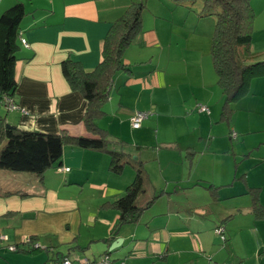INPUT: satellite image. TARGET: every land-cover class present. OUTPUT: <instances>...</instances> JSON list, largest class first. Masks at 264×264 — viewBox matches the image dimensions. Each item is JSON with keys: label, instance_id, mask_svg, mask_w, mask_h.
<instances>
[{"label": "crops", "instance_id": "crops-1", "mask_svg": "<svg viewBox=\"0 0 264 264\" xmlns=\"http://www.w3.org/2000/svg\"><path fill=\"white\" fill-rule=\"evenodd\" d=\"M15 2L23 3L26 11L19 27L28 46L19 41V59L15 65L18 86L13 96L16 108L8 110L0 103L5 112L2 115L8 123L18 127L51 133L65 129L74 135L86 134L81 122L86 102L79 92L70 89L62 74L61 62L70 58L86 69L94 68L101 58L102 40L111 22L126 6L119 9L109 0H0V13ZM251 4L255 11L251 48L264 51L261 45L264 33L255 28L257 16L264 24V0H251ZM190 15L187 16L189 22L182 25L162 21V24L143 25L142 32L126 47L122 59L128 69L115 73L103 104L104 115L97 120L112 139L129 142L124 147L115 144L114 148H131L127 152L140 159V144L146 145L140 136L145 123L158 125L165 116L173 117L176 122L179 118L187 120L193 117L196 108L198 115L203 113L201 117L206 119L205 111L199 110L198 104L207 106L220 97L222 91L217 84L208 45L191 43V37L199 35L200 21H196L194 13ZM152 16L156 17L155 13L150 15V21ZM174 106L178 114L171 112ZM165 107L167 113L163 111ZM140 110L149 111L150 115L134 128L129 118ZM154 132L156 136V130ZM158 144L168 148L176 146V154L168 157L180 163L178 171L166 167L162 168V173L170 174L178 183L205 184L206 179L193 177L194 167L185 173L184 153L186 149L193 150V145L182 146L179 141ZM168 157L160 154V150L157 153L160 162H174ZM109 158L101 150L66 145L61 167H68L67 171L61 167L49 168L41 180L39 176H27L26 172L0 170V235L5 237L2 241L5 246L16 244L32 234L38 236L37 242L42 246L39 250L28 251L26 244H19L18 249L9 251H18L21 255L11 253L7 264H34L35 260L25 255L32 256L41 250L44 256H40V264H54L56 254L96 264L91 259L96 257L98 250L110 253L108 247L111 248L112 242L129 238L132 239L128 244L130 254L135 249L132 247L134 241H138L136 248L146 247L136 235L137 227L127 228L132 233L120 234L121 227L130 223L119 226L112 235L118 212L104 208L102 203L122 195L134 175L129 170L112 173L108 167ZM86 183L95 186L93 199L98 204L97 209L86 210L70 195L74 189L80 191L81 185ZM32 185L36 188L31 189ZM252 187L257 189L254 193L258 191V201L264 206L261 188ZM4 191H25L27 195H4ZM247 191L240 189L234 194L241 198L226 209L233 222L222 221L226 216L220 220L225 228V240L207 232L215 219L201 214V220L194 225L188 212L181 216L177 211L172 219L173 227L170 222L168 227L159 225L148 235L152 236V243L158 245L155 254H160L165 245L166 252L161 258L167 259L170 255L168 264H264V217L258 218L252 212V198ZM193 204L202 209L199 213L212 206L206 201H193ZM102 210L105 212L101 213ZM93 245L94 253L88 254L86 250ZM134 257L130 255L125 263L133 264Z\"/></svg>", "mask_w": 264, "mask_h": 264}, {"label": "trees", "instance_id": "trees-1", "mask_svg": "<svg viewBox=\"0 0 264 264\" xmlns=\"http://www.w3.org/2000/svg\"><path fill=\"white\" fill-rule=\"evenodd\" d=\"M177 5L187 8L198 17L213 15L214 30L210 39L209 53L217 84L225 97V104L235 100L248 90L252 78L264 74V58L252 61L256 53L251 48L255 11L251 0H173ZM144 1H133L126 6L121 15L115 18L102 40L101 58L92 69H86L79 61L66 58L61 62L62 74L73 91L79 92L86 102L81 122L86 134L74 135L68 130L45 132L31 128L9 125L6 117L0 114V170L12 172H31L42 180L44 172L52 167H61L64 147L75 145L80 148L101 150L109 155V170L120 174L126 164L134 169L133 179L126 185L122 195L112 201L102 203L104 208H112L118 212V220L112 230L116 234L119 226L138 222L142 213L150 208L163 194L164 189L154 190L153 193L139 204V196L150 184L149 175L144 167V161L133 157L124 149H116L129 145L122 139H112L108 131L97 123L104 115L103 104L108 98L110 86L116 72L128 69L123 62L126 47L142 32V15L145 11ZM26 14L23 3L15 2L0 13V103L3 97L13 96L18 86L15 79V65L19 59V41L21 36L20 21ZM15 103V102H14ZM224 104V105H225ZM147 117L150 115L149 111ZM229 108L222 107L220 119L229 123ZM146 117V118H147ZM144 118V119H146ZM143 119V120H144ZM198 152L186 149L184 160L187 169L191 170L196 162ZM69 169L61 167L62 170ZM65 170V171H67ZM209 187H212L211 185ZM249 187L247 193L252 198V212L258 218L264 217V206L258 201V191ZM25 191H4V195ZM227 215L222 221L229 220ZM215 229H221L216 233ZM224 226L214 227V232L225 240ZM37 235L30 234L27 240L14 244H26L28 251H36L42 247H33ZM47 250V248H45ZM67 256L54 257V264H60ZM43 264H48L45 262Z\"/></svg>", "mask_w": 264, "mask_h": 264}, {"label": "rangeland", "instance_id": "rangeland-1", "mask_svg": "<svg viewBox=\"0 0 264 264\" xmlns=\"http://www.w3.org/2000/svg\"><path fill=\"white\" fill-rule=\"evenodd\" d=\"M130 1L109 0L110 3L119 9L127 6ZM140 1H144L146 6L142 16V29L143 25L146 27L155 22L160 23V21L174 22L178 25L189 22L187 16H191V12L187 8L175 4L173 0ZM153 13H155L156 17L152 16L150 21V15ZM195 16L196 21H200L198 27L199 35L191 37V43L197 46L207 44L209 51L215 17L213 15L198 17L196 14ZM173 17L175 20H173ZM255 28L261 31V33H264V24L260 16H257L255 20ZM261 45L264 47V42L261 41ZM254 51L257 52L256 50ZM257 53L260 54L255 55L252 61L264 58V51ZM180 66H182V63ZM187 74L189 75V73ZM225 97L221 93L220 97H217L210 105H207L209 107L207 109H210V114L207 115L208 111L205 110L206 119L201 117L203 113H201V116L198 115V110L195 107V114L187 120L179 118L178 122H176V119L173 117L165 116L160 120L158 125L156 123L154 125L153 123H145L143 125L142 130H144V133L140 136H142L141 141L146 145L140 144V160L144 161L142 159H145L144 167L148 172L151 185L149 184L146 191L140 194L138 200L140 203H143L154 190L158 189H164L169 193L163 194L150 208L146 209L140 216L138 223L124 225L119 231L120 234L126 235L131 232V230L127 229L128 227H137L136 235L142 238L143 242L146 243V247L143 248L140 246V248H136L138 246L136 242L138 241H134V246L132 247L135 249L130 254L128 252V244H131L132 239L123 240L121 245L113 249L108 247L110 253L107 255L110 258V262L107 263L121 264V260L127 262V259L132 255L135 256L132 258L133 264H168L171 258L170 255L167 259L161 258V255L166 252L165 245L160 254H155L154 249L158 245L152 243V236L148 235L153 230H156L157 228L155 229V227L159 225H166L168 227L170 222V226L173 227L174 220L172 219L174 215H177V211H179L178 214L181 216H184L188 212L192 216L194 225H197V222L201 220V214L208 219H215L216 221L212 222L207 232L220 237L221 235L215 234L214 227L219 225L220 220L227 216L228 212L226 209L230 204L234 200L241 198L234 196L240 189L248 190L249 187L258 185L261 188L262 200L264 201V74L252 78L248 90L235 100L225 104ZM1 104L3 106L5 105L3 103ZM1 104L0 113L3 114L5 112ZM199 105L198 109L200 110ZM223 106L230 109L228 114L229 123L225 120L227 118L220 119ZM174 107L175 109L171 112L178 114L176 112L177 107ZM163 111L167 113L168 110L165 107ZM8 124L11 125L10 123ZM165 141H171L173 143L179 141L182 146H185L186 143L193 145L192 149L198 152V157L192 170L193 177L206 179L205 184L200 186L194 185L196 182H190L188 184L178 183L170 174L162 173V168L167 167V170L173 168L175 171H178L177 167L180 168V163L177 160L168 157L169 154H176V146L174 148H168L162 144H158L159 146L156 145V143ZM125 150L130 151L132 149L125 148ZM159 150L160 154L167 156L174 162H160L157 158ZM126 170H129L134 175V169L131 165H125L122 172ZM187 170L186 166L185 173H187ZM17 173L20 174L23 172ZM30 174L36 176L31 172H28L27 176H30ZM211 184L218 186V188L214 186L209 187ZM35 188L36 186L34 187L32 185L31 189ZM94 188L95 186L89 183L82 184L80 191L74 189L70 195L74 196L80 202V206L82 205L86 210H94L98 207L96 200L93 199L96 193ZM28 189H30V186ZM193 201H206L208 205L212 206L204 210L203 213H199V210L202 209L194 205ZM100 212L103 213L105 211L102 210ZM203 222L206 221L203 219ZM194 237H196L195 234ZM150 245L153 247L152 250H150ZM94 247L95 245L89 247L86 252L93 254ZM104 249H107L105 244ZM43 252L41 250L35 255L25 256L26 258H33L35 262L32 263L40 264L41 262L38 263V261L40 260V256H44ZM11 253L21 255L18 251H9L5 246V242L1 241L0 262L2 264L8 263ZM95 255L96 257H92L94 259L91 260H95L96 264H104L102 258L105 253H102V249L98 250ZM76 257L78 258V256ZM79 258L81 259V257ZM19 264L23 263L19 262Z\"/></svg>", "mask_w": 264, "mask_h": 264}, {"label": "built area", "instance_id": "built-area-1", "mask_svg": "<svg viewBox=\"0 0 264 264\" xmlns=\"http://www.w3.org/2000/svg\"><path fill=\"white\" fill-rule=\"evenodd\" d=\"M22 42L24 44L26 43L25 39H22ZM3 102L5 104V106L7 107V109H14L16 108V104L14 103V101H12V99L9 96H4L3 97ZM200 106V110L205 111L207 110L209 112V110L207 109V107L205 105H199ZM148 112L146 111H135L134 114L132 116H130L129 121H130V125L134 128H137L141 125V122L144 118L147 117ZM65 170H67V168H65ZM221 229H215V232L218 233L220 232ZM4 236L0 235V239H4ZM34 246H37V243H33ZM9 249H14V246L10 245ZM102 261L107 262L108 261V256H103ZM61 264H85V262L83 260H71L69 258H65L62 260ZM121 264H125L124 262H121Z\"/></svg>", "mask_w": 264, "mask_h": 264}, {"label": "clouds", "instance_id": "clouds-1", "mask_svg": "<svg viewBox=\"0 0 264 264\" xmlns=\"http://www.w3.org/2000/svg\"><path fill=\"white\" fill-rule=\"evenodd\" d=\"M201 105H203V104H201ZM206 107H207V106H206ZM140 111H141V110H140ZM208 113H209V112H208ZM129 122H130V121H129ZM27 239H28V236H27L25 239H23V240H27ZM2 240H5V239H0V242H1ZM23 240H22V241H23ZM33 243H37L38 245H37V246H34ZM33 243H32V246H33V247H38V246L40 245L39 242H33ZM10 245L14 246V244H8V245L6 246V247L8 248V250H16V249H15V246H14V249H9V246H10ZM40 246H41V245H40ZM41 247H42V246H41ZM107 254H108V252L105 253L106 256H108ZM105 255H104V256H105ZM67 258H69V257H67ZM69 259H71V258H69ZM62 260H63V259H62ZM62 260H61L60 264L62 263ZM71 260H74V259H71ZM83 261L85 262V264H89L88 260H83ZM102 262H104V261H102ZM107 262H110V258H109V256H108V261H107ZM107 262H104V263H107ZM121 262H124V261L121 260ZM124 263H125V262H124ZM125 264H126V263H125Z\"/></svg>", "mask_w": 264, "mask_h": 264}, {"label": "water", "instance_id": "water-1", "mask_svg": "<svg viewBox=\"0 0 264 264\" xmlns=\"http://www.w3.org/2000/svg\"><path fill=\"white\" fill-rule=\"evenodd\" d=\"M121 243H122V241L121 242H116V243H114V242H112V244H111V248L110 249H113V248H115L116 246H119V245H121Z\"/></svg>", "mask_w": 264, "mask_h": 264}]
</instances>
